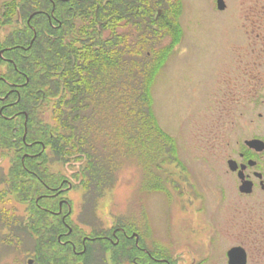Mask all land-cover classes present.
Here are the masks:
<instances>
[{
  "label": "rangeland",
  "instance_id": "obj_1",
  "mask_svg": "<svg viewBox=\"0 0 264 264\" xmlns=\"http://www.w3.org/2000/svg\"><path fill=\"white\" fill-rule=\"evenodd\" d=\"M6 1L0 0V13ZM15 1L17 4L19 0ZM38 1L30 0L27 5L38 10ZM153 1L158 21L149 24L146 14L135 13L136 18L119 15L118 19H108L99 32L97 24L94 29L89 27L94 21L93 10L87 17L76 14L75 56L84 63L83 77L88 75V68L94 71V91L83 94L77 110L71 95L81 96L84 85L79 82L74 91L61 86L59 93L50 95L39 108L41 120L37 118L35 123L45 126L48 137L40 166L48 183L58 186L68 182L62 197L72 207L67 224L80 241L111 234L124 225L138 233L143 247L159 248L160 258L172 256L178 264H189L185 240L192 231L188 227L193 221V228L199 229L203 214L188 201L219 197L216 176L222 172L212 169L217 165L215 158L204 163L208 151L222 144L213 141L211 135L213 115L231 83L234 47L263 34L253 30L252 22L264 11V0H224V11L218 10L217 0ZM37 19L34 25L43 21V17ZM13 30L6 28L0 37L17 31ZM68 33L67 42L73 39ZM36 53L34 49L32 54ZM103 57L112 64L109 68L106 62H99ZM65 103L74 109H67ZM62 112L69 113L71 123L66 127ZM74 129L87 157L70 150L71 142L58 140ZM8 154L0 146V264H63L59 259L63 253L52 249L53 255H49L46 239L47 231L59 223L46 219L30 203L32 186H16L15 192L7 193L13 161ZM89 169L102 173V182L94 184L101 188L98 194L91 186ZM42 205L50 207L53 202ZM242 220L240 216L225 230L219 240L221 246L244 240ZM207 236L201 231L192 234L190 241L197 247L202 245L199 240L206 244ZM36 244L44 248L42 256ZM207 244L209 249L202 253L204 264H225V250L214 249L209 238ZM97 246L88 244L87 248L91 253L104 250ZM128 247H134V242ZM121 249L107 253L106 260L110 264H133ZM115 252L119 254L115 256ZM57 255V262L50 260ZM91 256L76 264H103Z\"/></svg>",
  "mask_w": 264,
  "mask_h": 264
},
{
  "label": "flooded vegetation",
  "instance_id": "obj_2",
  "mask_svg": "<svg viewBox=\"0 0 264 264\" xmlns=\"http://www.w3.org/2000/svg\"><path fill=\"white\" fill-rule=\"evenodd\" d=\"M48 1L51 4L49 13L46 2H41L42 7L33 11L31 6L27 5L30 0H19L17 4L15 0L6 1L0 13V33L6 28L17 30L11 31L9 35L2 34L0 37V45L4 46L0 49V70L3 69L5 72L0 73V146L3 150L7 149L8 156L11 155L13 159L6 191L14 192V160L19 159L22 171L28 175L20 177V180H26L27 182H22L31 185L32 190L36 187L33 197L32 190L30 192V201H34L36 207L48 218L55 219L64 226L67 232H61L57 239L62 247L67 249L70 247L74 256L82 257L87 253L88 244H98L97 247L104 250L89 252V256L98 258L103 264H110L106 260V254L113 252L109 246L125 249L122 244L127 241L134 242L131 256L128 257L133 264H178L172 256L168 259L160 258L159 248L149 250L143 247L138 233L128 231L124 225L118 226L111 234L84 237L80 241L74 229L67 224L72 215V207L62 197L66 191L64 186L68 185V182L62 181L60 185L54 186L38 178L36 170L26 166L27 160H36L37 163L42 159L47 141L45 126L41 122L40 126L32 124L42 116L39 108L47 100L46 93L41 89L33 91L26 69L31 59L29 49L38 36L33 25L34 20L43 16V21L46 20L52 28H59L64 16L55 14L57 1L66 4L72 1L69 10L75 13L74 18L79 2V0ZM252 26L253 30H262L263 34L249 38L248 43L241 46L236 44L234 47L236 59L231 83L223 91L221 101L216 103V112L213 115L214 129L211 130L213 141L222 144L216 148L212 147L204 159V163L208 164L215 158L213 162L217 165L212 169L217 168L216 173L222 172L216 176L219 197L214 201L201 199L202 201H197L199 203L188 201L192 206H197L196 212L203 214L199 221V229L193 228L195 226L193 221L188 227L192 231L185 240L191 257L189 264H204L205 258H202V253L209 249L208 238L214 249L225 250V264H235L234 260L230 263L229 258V253L235 249L245 253L246 264H264V11L259 12ZM99 29L101 30L100 26ZM229 126L232 129H225ZM46 201L53 202V205L50 207L42 205ZM189 203L186 206L188 210ZM65 209L67 213L64 214ZM240 216H243L244 240L236 245L221 246L220 237L222 238L225 230L232 227V223ZM67 226L72 229L70 234ZM201 231L208 235L205 237L206 244L199 240L202 245L196 247L190 241L191 235H199Z\"/></svg>",
  "mask_w": 264,
  "mask_h": 264
},
{
  "label": "trees",
  "instance_id": "obj_3",
  "mask_svg": "<svg viewBox=\"0 0 264 264\" xmlns=\"http://www.w3.org/2000/svg\"><path fill=\"white\" fill-rule=\"evenodd\" d=\"M41 2H46L47 4V11L48 13L51 11V4L48 0H39L38 1V5H40V7H42V3ZM151 2L150 5H145L147 3ZM72 1H70L69 3H62L57 1V9H56V15L59 13L61 16H64L63 19H61L62 21V25L59 28H52L47 21H42L39 22L38 24L34 25L36 30H37V39L35 40V43L33 44V46L29 49V54H31V59L28 61V67L27 72H28V76L30 78V87L33 89V91H35V89H41L46 93V98L48 99L50 97V95H57L60 91V87L62 86L63 88H70L75 85H78V83H81L84 85V88H82V90L80 91L81 96H76V95H71V97L73 99V102L77 103V107L76 109L79 110L80 107L78 105L79 99L82 100L83 99V94L84 93H90L93 92V82H94V77H93V73L94 71H90V69L88 68V75H86L85 77L82 76V72L84 71V63H81L78 58L75 56V49L73 47V42H75V30H74V17H75V13L72 12L71 10H69V7H71ZM35 6V5H34ZM157 7V6H156ZM155 5H154V1L153 0H103L100 3H98L97 0H79L78 2V10H77V14L82 15V16H86L89 15L91 13H93L94 17V21L93 24L90 23L89 27L92 29H94V25L97 24V26L95 27L99 32H101L103 30V28L105 27V24H108V19L115 20L119 18V15H122V18L125 16L127 18H136V14L138 13L139 15L142 14H146L145 18L149 23H153V22H157L158 19L156 17V14H154L155 12ZM93 10V11H92ZM92 11V12H91ZM91 12V13H89ZM112 16V17H111ZM43 17V16H41ZM39 17V18H41ZM87 17V16H86ZM36 20V19H35ZM39 20V19H37ZM44 20V19H43ZM42 24V25H41ZM92 24V25H91ZM99 26L101 28V30L99 29ZM42 27V30L41 28ZM71 30V31H70ZM97 31V32H98ZM71 32L72 34V41H68V39L70 38H65L66 35H68ZM41 38L42 41H41ZM38 44H40V46H38ZM38 46V47H37ZM101 47H103V44L101 45ZM34 49L38 50V53H36V55L32 54V51ZM107 58H100V63L102 62V64H104L105 62V66H108V68L110 67V65H112L111 63H109L110 61H107ZM110 64V65H109ZM90 65V63H89ZM110 70H107V75L109 74ZM92 86V87H91ZM75 89H73L74 91ZM40 96V95H39ZM66 104V103H65ZM67 109H74V107L68 103V105L66 104ZM67 112H62L61 118L63 121V126L66 127L67 125H69V123H71L70 120H68L69 117V113L66 114ZM35 124V122H32V124ZM40 123L38 122V126ZM38 135H40V129H39V133ZM47 135V133H46ZM52 137V135H51ZM50 138V137H49ZM52 139V138H51ZM81 139V137L79 136L78 132L76 131V129L68 132V133H64L63 135H61L59 137V141H66V143L71 142L70 143V150L72 151H77L80 155H84L85 157H87V150L85 148H81L80 144L78 143V140ZM48 141V137L46 139ZM47 145V142H46ZM67 152V150H66ZM68 153V152H67ZM89 158H91V156H89ZM45 159V157L43 156L41 160H39L36 163V160H27L26 161V166L27 167H32L33 169L36 170L37 173L36 176L44 181L47 180V176L46 173L44 172V170L42 169V167L40 166V162H42V160ZM15 165V186H14V192H15V187L16 186H20L23 189H27V187L29 188L28 184L23 183L20 178L19 180L17 179L18 175H21L20 177L24 176L27 177L28 175L25 174L22 171V167L20 164V160L17 159ZM88 175L91 179V186L94 187V192H96V194H98L100 191V187H95L94 184L96 182H102V178L101 172L96 171L95 170H88ZM17 174V176H16ZM18 180V181H17ZM27 182V181H26ZM47 182V181H46ZM100 188V189H99ZM30 203L33 204V207L35 209H37L38 211H40L36 205L34 201H30ZM40 213H42L43 216H47L45 215L44 212L40 211ZM48 218V216L46 217ZM65 229L64 226L62 224H58V226L56 227V229L53 230H48L46 235V239H47V246H49V255H53L52 254V249L53 250H58L59 252L63 253V255L59 256V259H62L61 263L63 264H70V262L72 264H76L77 262H79L80 260L82 262L83 259H85L88 255H89V248H87V253L82 256V257H76L73 255L70 247H68L69 249L62 247L61 245H59L58 242V235L61 233V231ZM38 233H39V229L36 228L35 229ZM42 239V238H41ZM129 244H131L130 242L125 241L123 245V247L125 249H121L122 250V254L125 253L126 257H130L131 256V248L128 247ZM88 246V245H87ZM36 248H37V252L39 253L40 256L43 255V250L44 248L41 247V244H36ZM120 248H112L113 252L114 250H119ZM135 252V249L133 250ZM117 252H115V256H117ZM59 255V254H58ZM58 255L57 258L52 257L50 260H55V262H57L58 260ZM43 258V257H41ZM123 258H125L123 256ZM88 263V262H85Z\"/></svg>",
  "mask_w": 264,
  "mask_h": 264
},
{
  "label": "water",
  "instance_id": "obj_4",
  "mask_svg": "<svg viewBox=\"0 0 264 264\" xmlns=\"http://www.w3.org/2000/svg\"><path fill=\"white\" fill-rule=\"evenodd\" d=\"M217 8L219 11H224L226 9V4L223 0H218L217 1ZM160 13V12H159ZM158 13V14H159ZM23 182H26V180H22ZM35 188H33L32 190V197L34 196V192H35ZM17 199V198H16ZM38 202V201H37ZM71 211V208L69 209V212ZM68 227V226H67ZM68 234L71 233L72 229L70 227H68ZM241 250L239 249H235L232 250L229 253V258H230V263H232V261L234 260L235 264H246V257H245V253L244 252H240ZM31 264V263H30Z\"/></svg>",
  "mask_w": 264,
  "mask_h": 264
}]
</instances>
